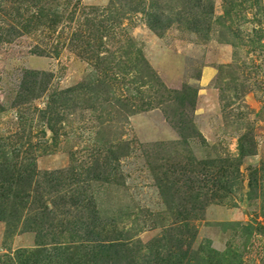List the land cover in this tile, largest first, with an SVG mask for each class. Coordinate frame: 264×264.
<instances>
[{
    "label": "rangeland",
    "instance_id": "rangeland-1",
    "mask_svg": "<svg viewBox=\"0 0 264 264\" xmlns=\"http://www.w3.org/2000/svg\"><path fill=\"white\" fill-rule=\"evenodd\" d=\"M0 264H264V0H0Z\"/></svg>",
    "mask_w": 264,
    "mask_h": 264
},
{
    "label": "trees",
    "instance_id": "trees-1",
    "mask_svg": "<svg viewBox=\"0 0 264 264\" xmlns=\"http://www.w3.org/2000/svg\"><path fill=\"white\" fill-rule=\"evenodd\" d=\"M212 6V5H211ZM41 13V12H40ZM224 14L226 15V16H228V10H227V7L225 8L224 7ZM147 16H148V18H150V19H152V17L153 16H155V15H153L151 12H148L147 14H146ZM160 16H162V15H160ZM207 16H209V17H211V19H213V20H215L216 22H220V23H222L221 21L222 20H224V17L223 16H220V17H216L215 16V11H214V8H213V11L211 10V12H209V14H207ZM211 19H209V20H211ZM197 23H200V21H197ZM158 22H155L153 19H152V21H149V25H150V27L152 28V29H158ZM159 27H160V24H159ZM235 44H232V47H234V49H235ZM236 50V49H235ZM149 72V74H150V71H148ZM151 74H152V72H151ZM150 76V75H149Z\"/></svg>",
    "mask_w": 264,
    "mask_h": 264
},
{
    "label": "crops",
    "instance_id": "crops-1",
    "mask_svg": "<svg viewBox=\"0 0 264 264\" xmlns=\"http://www.w3.org/2000/svg\"><path fill=\"white\" fill-rule=\"evenodd\" d=\"M214 75V72L212 70H204L203 73V78L205 81H208L209 79H211Z\"/></svg>",
    "mask_w": 264,
    "mask_h": 264
}]
</instances>
